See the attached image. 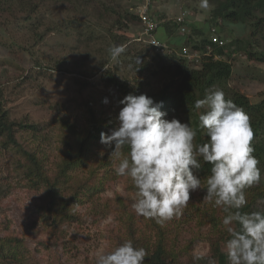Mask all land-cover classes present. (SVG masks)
<instances>
[{
  "label": "rangeland",
  "instance_id": "374dc122",
  "mask_svg": "<svg viewBox=\"0 0 264 264\" xmlns=\"http://www.w3.org/2000/svg\"><path fill=\"white\" fill-rule=\"evenodd\" d=\"M143 2H107L106 5L114 9L113 17L106 20L107 24L103 22L101 25L111 27L120 13L129 10L134 13ZM150 5L152 16L160 24H172L178 16L186 13L187 22L206 30L208 37L213 34L225 44H230L231 49L235 48L236 39L246 43L250 36V29L237 23L218 21L210 28L209 8L201 9L199 2L152 0ZM18 9L14 6L9 10H0V89L3 105L12 120L40 127V136L19 134L17 138L25 149L41 151L47 173L51 174L59 160L57 119L66 118L83 126L88 117L87 106L90 105L98 113L110 115L112 125L108 130L111 133L118 127L117 116L121 108L113 90L105 86L101 72L91 77L79 74L83 70L91 71L97 61V56L85 59L87 53L93 54L94 51L86 47L85 39L90 31L81 40L77 38L78 32L70 36L60 32L67 21H85L83 14L75 12L70 5L48 2L41 9L43 21L40 17L27 25L28 21L23 20L26 13ZM96 14L90 18L94 24L98 21ZM140 31L139 25L129 24L127 36L134 40ZM189 33L188 27L184 37H188ZM158 36L162 33L158 32ZM175 36H178L177 32ZM140 48L145 46L139 44ZM232 58L233 72L228 86L242 93L251 103H258L264 98V62L251 61L242 51L234 53ZM126 72L128 70L119 73L118 77L133 78ZM160 81L152 80L154 89L158 88ZM105 98L107 104L102 103ZM111 151L112 146L102 144L97 149L93 165L95 170L91 176L93 180L89 181L102 180L103 189L82 199L77 209V221L67 224L57 240L48 235L47 225L41 216L40 206L45 192H34L24 184L21 179L23 160L20 157L0 152V237L13 235L23 240L25 264H87L99 254L114 250L122 242L127 235L126 220L130 219L134 228L145 229L141 217L131 208V180L115 174L119 161L110 156ZM85 175L88 174L82 172L79 175L81 187L85 185ZM203 186L201 184V190L190 194V200L205 203ZM64 193H69V190ZM195 218L193 211L186 209L181 217L164 223L165 235L172 238L176 250L189 246L193 255L208 256L211 249L209 239L215 237L213 229L208 222L198 227ZM221 250L226 253L225 244H221ZM187 259L180 258V264H186Z\"/></svg>",
  "mask_w": 264,
  "mask_h": 264
},
{
  "label": "trees",
  "instance_id": "16d2710c",
  "mask_svg": "<svg viewBox=\"0 0 264 264\" xmlns=\"http://www.w3.org/2000/svg\"><path fill=\"white\" fill-rule=\"evenodd\" d=\"M114 0H0V10H8L17 6L18 11L26 13L23 18L27 25L33 24L40 17L43 21L44 15L41 9L48 2L54 4L70 5L75 12L84 15L85 21H67L63 28L64 36L77 33L78 40L83 35H90L85 39L87 49H93L87 53L85 59L96 57V71L83 70L81 76L91 77L94 74H102L106 87L113 90L118 100L126 95L144 94L152 98L154 102H162L161 111L166 112L165 119L173 118L181 123L190 124L197 131L193 141L194 145L207 142L203 131L198 129V115L193 110L195 100L203 98L206 90L210 88L222 89L226 99H231L237 106L242 108L250 118L254 136L252 146L253 155L259 160L258 167L261 169V181L249 189H246L247 205L240 209L242 213L264 211V98L258 103H251L242 93L231 89L228 82L232 76V55L242 51L249 60L264 62V0H209V27L216 25L218 21L224 24L237 23L250 29V36L246 43L236 39L234 49L230 44L217 46L207 36V31L191 25L187 21L178 24L173 21L166 24L158 23L156 38L165 42L171 52L166 54L156 53L148 44L129 39L127 32L129 24L139 25L136 12L124 11L119 18L111 23V27H104L103 22L113 17L114 9L107 2ZM199 2V0H190ZM151 8V7H150ZM151 14V9H149ZM96 23L90 18L95 14ZM104 20V21H102ZM25 24L24 21H21ZM85 26L84 28H81ZM189 27L188 37L175 36L179 28ZM81 28V29H80ZM19 29H21L19 24ZM51 30V29H50ZM176 30V32H175ZM85 34H84V33ZM162 36L157 37V33ZM137 37V36H136ZM139 44L145 48L139 49ZM116 45H124L125 52L117 60L111 59L109 49ZM210 46V52L207 50ZM182 48H189L200 53L198 61H189L180 52ZM89 52V51H88ZM136 59L140 63L136 62ZM132 74L133 78L123 79L118 77L119 73ZM161 79L157 89L152 86V80ZM2 90L0 89V152L13 153L23 160L21 179L24 184L34 192L43 191L44 199L40 206L41 216L47 225L48 235L57 240L64 232L63 228L73 221H77V209L82 204V199L88 198V194L99 192L103 189L102 180H93L94 163H96L97 149L100 147V133L110 134L108 128L112 125L110 115L105 112L98 113L90 105L87 106L88 117L85 125L79 126L66 118L57 119L59 160L51 174L45 168V157L41 151L27 150L19 143L17 136L27 134L40 136L39 126L31 123L17 122L12 120L9 112L3 105ZM122 108L123 105L119 104ZM114 145L112 146V151ZM111 151V152H112ZM110 152V153H111ZM127 149L124 150V154ZM114 158V157H113ZM103 160L100 161L101 166ZM211 165L202 162V170L197 175L201 178V184L206 188V178L209 176ZM86 172L84 176V187L80 182L79 175ZM76 184V187L75 185ZM87 185V186H86ZM86 186V187H85ZM131 189L134 186L131 182ZM69 190V193H64ZM195 214L198 227L205 222L210 223L214 236L210 240V255L201 256L199 261L194 259L190 247L186 246L180 250L175 249V243L171 237L165 235L164 224H157L154 220L141 217L145 229L134 228L129 219L125 225L127 235L122 243L131 240L137 248L143 247L148 256L145 264H180V258L187 257L186 264H208L209 259H215L216 264H228L226 253L222 252L221 244H226L230 239L222 219L225 213L222 209L200 200H189L188 206ZM64 225V226H63ZM134 226V227H133ZM171 238V239H170ZM25 247L23 240L13 235L0 237V264H25ZM95 260L87 264H95Z\"/></svg>",
  "mask_w": 264,
  "mask_h": 264
},
{
  "label": "clouds",
  "instance_id": "9594fccd",
  "mask_svg": "<svg viewBox=\"0 0 264 264\" xmlns=\"http://www.w3.org/2000/svg\"><path fill=\"white\" fill-rule=\"evenodd\" d=\"M199 6L209 8V0H199ZM109 51L111 59L117 60L125 46L116 45ZM119 104L123 107L117 116L118 127L110 134L101 132L99 142L114 145L110 156L119 161L115 174L129 178L135 189L134 213L161 225L181 217L190 194L202 189L196 173L202 170V162L209 164L203 201L225 213L222 225L230 236L225 244L228 264H264V211H240L247 205L246 189L261 181L260 162L253 155L254 133L244 110L226 99L222 89L206 90L203 98L195 100L193 110L198 129L208 139L194 145L197 131L189 123L165 119L162 102L144 94H128ZM147 256L145 248L129 240L99 254L95 264H145ZM194 259L199 261L201 256ZM208 264L216 260L209 259Z\"/></svg>",
  "mask_w": 264,
  "mask_h": 264
},
{
  "label": "built area",
  "instance_id": "2783aa9c",
  "mask_svg": "<svg viewBox=\"0 0 264 264\" xmlns=\"http://www.w3.org/2000/svg\"><path fill=\"white\" fill-rule=\"evenodd\" d=\"M151 2L152 0H144V2L137 9H135V12L138 15L139 24L142 28L141 31L137 34L135 40L148 44L158 54L170 53V47L165 42L160 41L156 38V31L158 29L159 22L149 12ZM186 17L187 14L183 13L174 21L178 24H181L183 23V21H186ZM177 33L181 37L185 36L186 28L184 26L180 27ZM210 40L217 46L224 45V42L213 34L210 35ZM207 50L209 52L211 51L210 46H207ZM180 55H182L189 61H198L200 58V53L198 51H193L189 48H182Z\"/></svg>",
  "mask_w": 264,
  "mask_h": 264
}]
</instances>
